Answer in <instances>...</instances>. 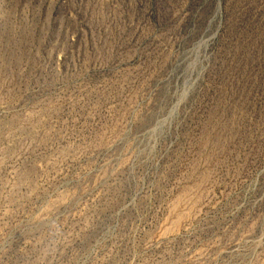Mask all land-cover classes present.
Wrapping results in <instances>:
<instances>
[{
    "label": "rangeland",
    "instance_id": "obj_1",
    "mask_svg": "<svg viewBox=\"0 0 264 264\" xmlns=\"http://www.w3.org/2000/svg\"><path fill=\"white\" fill-rule=\"evenodd\" d=\"M0 264H264V0H0Z\"/></svg>",
    "mask_w": 264,
    "mask_h": 264
}]
</instances>
